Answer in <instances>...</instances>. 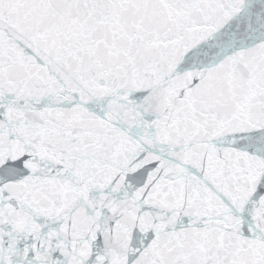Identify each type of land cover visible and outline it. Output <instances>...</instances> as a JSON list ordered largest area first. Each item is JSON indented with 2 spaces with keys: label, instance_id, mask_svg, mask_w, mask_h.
Wrapping results in <instances>:
<instances>
[{
  "label": "snow or ice",
  "instance_id": "snow-or-ice-1",
  "mask_svg": "<svg viewBox=\"0 0 264 264\" xmlns=\"http://www.w3.org/2000/svg\"><path fill=\"white\" fill-rule=\"evenodd\" d=\"M0 264H264V0H0Z\"/></svg>",
  "mask_w": 264,
  "mask_h": 264
}]
</instances>
